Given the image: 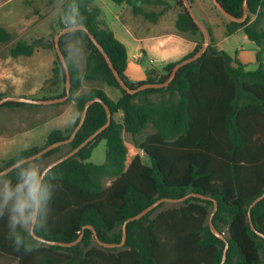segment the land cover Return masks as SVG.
<instances>
[{
	"label": "trees",
	"instance_id": "1",
	"mask_svg": "<svg viewBox=\"0 0 264 264\" xmlns=\"http://www.w3.org/2000/svg\"><path fill=\"white\" fill-rule=\"evenodd\" d=\"M111 1L127 2L132 13L148 21H156L161 14V11H146L138 0ZM172 1L174 5L182 4V0ZM91 2L65 0L52 30L70 26V18L79 21L82 16L84 26L129 87L166 80L167 75L162 71H170L179 60L167 63L160 70H151L139 82L126 76V47L102 22V10ZM218 2L230 14L242 15L243 0ZM141 3L163 6L162 11L173 7L168 0H141ZM247 4L245 22H224L228 34L242 28L246 37L255 43V69H246L245 64L226 51L218 50L211 28L206 26L210 43L201 57L180 67L168 86L147 88L134 94L120 87L104 56L85 31H70L60 37L59 44L70 73L68 100H74L77 110L73 126L53 129L42 145L22 148L13 156L0 159V170L48 144L68 138L85 102L100 97L111 112L109 125L74 155L56 164L43 180L53 196L48 226L41 237L61 242H72L80 234L82 237L75 245L60 246L23 236L19 251H15V236L7 227L9 212L5 208L0 216V254L15 264H219L225 242L213 234L208 225L215 199L217 209L212 222L228 242L224 264H264V238L251 229L248 216L249 205L264 192V0H247ZM174 24L178 31L196 37L193 50L182 59L192 56L201 45L197 25L187 11L177 13ZM50 36L48 40L44 37L17 40L8 48V53L29 56L37 47L53 50L51 33ZM10 37V33L0 27V42ZM69 37L80 39L87 49L82 77L118 88L121 95L117 100H112L100 88L79 92L81 75L64 49ZM62 77L64 69L55 57L52 74L44 85H60ZM63 94L64 91L55 96ZM152 94L159 95L158 102L149 97ZM5 95L0 93V98ZM23 105L25 103L6 101L0 107ZM118 112L121 118L115 120L113 116ZM105 122L104 106L100 102L92 103L83 124L67 143L69 149L56 158L77 147ZM149 125L152 131L136 142L149 163L135 154L126 165L123 132L135 137ZM102 139L106 145L105 161L102 164L89 162L92 149ZM62 146L31 162L35 164L59 153ZM17 171L7 177L0 176V189L7 179L13 182L18 179ZM106 177L111 178V182L104 186ZM189 193L203 194L210 199L189 196L163 209L160 208L164 203H160L141 218L126 224L125 242L121 247L99 245L92 230L85 227L91 225L104 242L119 243L126 218L138 214L159 198H180ZM250 218L256 231L264 234V198L250 209Z\"/></svg>",
	"mask_w": 264,
	"mask_h": 264
},
{
	"label": "crops",
	"instance_id": "2",
	"mask_svg": "<svg viewBox=\"0 0 264 264\" xmlns=\"http://www.w3.org/2000/svg\"><path fill=\"white\" fill-rule=\"evenodd\" d=\"M11 1L12 0H0V27L4 28L11 35L8 41L0 42V93L16 96H36L40 93L55 94L60 90L61 83L60 85H44V81L52 74L53 61L55 59L52 50L37 47L29 56H10L8 52L5 53L10 47H5L6 44H14L17 40L30 41L33 38H47L50 36V33L52 34V18L49 17L53 12V10L50 11L51 2L50 0H40V5H38V7H42L43 11H40L39 14H32L34 9L32 6L33 1H28L27 4L29 8L18 14L19 11L15 10L13 5V7L5 8L9 3H12ZM64 1L65 0H62L56 9H59ZM168 1L171 6L174 7V2H172V0ZM16 3L17 2H15V4ZM137 3L142 4L146 11H161V14L156 21H148L141 15L132 13L130 5L124 1L120 3L123 4V9L119 13L114 14L115 20L118 21L124 31L115 26L111 27V23H108L103 18L101 19L102 22L112 30L116 38L125 45L127 53L125 74L133 82L144 80L151 70H160L169 62L181 60L186 54L193 50L196 44V39L192 34L180 32L175 28L174 23L177 13H175L173 9H168L170 10L168 12L173 15L172 19L171 15L167 16L166 10L162 11L163 6L147 5L141 3V0H138ZM60 16L61 13H59L57 20ZM208 21L209 23H205V25L212 30L216 48L226 51L231 57L237 60L239 59L238 61L242 60L243 62L241 63L245 64L247 68V63L245 62H251V57L247 60L243 58L245 57L243 46L237 45V47H234L230 40L233 39L237 33H244L243 29L237 28L232 33L228 34L226 32V21L222 17L220 22L211 15L208 17ZM171 22L172 25L165 26L166 23L171 24ZM243 35L246 37L245 33ZM246 39L248 38L246 37ZM76 45H78V39L69 37L65 41L64 49L77 64L78 71L81 75L79 92L83 93L91 88L102 89L101 87L106 85L105 83L97 80H86L82 77L85 69V55L87 52L83 53L81 50V56L84 61L79 64L76 60V55L70 52ZM230 49L234 51V56L230 54ZM252 50L255 56L256 46ZM252 60H255V57H253ZM27 80L30 82L28 85ZM44 87L46 90H42ZM103 91L105 92V90ZM40 105L42 106L41 108L36 107L31 109H25L29 104L18 107L0 108V153L4 152L8 146L14 142L10 140L16 138L19 134L31 136L35 131L37 132L39 128L45 127L46 132L42 135V140L44 141L51 130L70 128L71 124L73 125L77 114L74 115L71 110L73 105H75L73 99L59 103ZM7 111L18 112V115H15L18 118L5 120L4 115ZM8 141H10V143ZM33 145L39 144H31L30 146ZM15 153L7 157L0 155V159L9 158ZM0 255L4 256L2 254Z\"/></svg>",
	"mask_w": 264,
	"mask_h": 264
},
{
	"label": "water",
	"instance_id": "3",
	"mask_svg": "<svg viewBox=\"0 0 264 264\" xmlns=\"http://www.w3.org/2000/svg\"><path fill=\"white\" fill-rule=\"evenodd\" d=\"M212 7L215 8V10L217 11V13L226 21V22H238V23H243L246 21L247 17H248V4H247V0H243V7H242V15L241 16H234L232 14H230L228 11H226L224 9V7L218 2V0H207ZM173 11L175 13H180V12H185L187 11L189 13V15L192 17L193 21L195 22V24L197 25V35L201 38V45L199 47V49L192 55L189 56L187 58L181 59L178 62H176V64L172 67V69L169 70H163L162 74L167 75L166 80H164L163 82H145L139 85H136L135 87L131 88L129 87L120 77V75L118 74V72L116 71V69L114 68L112 62L110 61L108 55L105 53V51L103 50L102 46L96 41L95 37L88 32V30L86 29V27L84 26V31L88 34V37L90 38V40L93 42V44L99 49V51L102 53V55L105 58V61L107 62L109 68L111 69V72L113 74V76L115 77L116 81L118 82V84L120 85V87L125 90L126 93L128 94H134L136 92L142 91L144 89L147 88H162V87H166L169 85V83L172 81V79L174 78L177 70L182 67L185 64H188L190 62L196 61L199 57H201L204 52L207 50V47L210 43V37L208 35V31H207V27L205 26V24L203 23L202 19L199 17L196 9L193 7V5L189 2V0H182V4H175L173 7ZM70 26H66L63 27L61 29H59L58 31H52V40L54 43V49H53V53H54V57H57L59 59V61L62 64V67L64 69V77H62V82H61V87L60 90L55 93V94H38L36 98H30V97H23V96H13V95H5L2 96L0 98V105L6 101H15V102H22L25 104H52V103H59V102H63L66 101L68 99V97L70 96V87H71V83H70V73H69V68L65 59V56L62 52V49L60 47L59 44V39L62 35L70 32L69 30H67ZM46 40V39H45ZM65 65H66V69H65ZM64 91V94L62 96H55L59 93H62ZM49 97V98H43V97ZM55 96V97H52ZM94 102H100L106 111V122L100 126L98 129H96L92 134H90L82 143H80L77 147H75L74 149L70 150L69 152L65 153L64 155L52 160L50 163H55L58 164L61 161L65 160L66 158L74 155L78 150H80L82 147H84L89 141H91L95 136H97L102 130H104L109 123L111 122L112 116H111V112L109 110L108 105L100 98V97H94L92 99H89L85 102L83 110L79 116V120L77 122V124L74 126L72 132L70 133L69 137L61 140V141H57V142H53L51 144H48L46 146H44L40 151H38L35 154H32L30 156H27L25 158H33L35 157L36 159L40 158L43 154L47 153L48 151L57 148L59 146H62L64 144H67L69 142H71L74 138V136L76 135L77 131L79 130V128L81 127V125L84 122V119L86 117V113H87V109L88 107L94 103ZM22 158V159H25ZM35 159V160H36ZM14 164V163H13ZM12 164V165H13ZM47 164V165H48ZM12 165L4 168V169H10L12 167ZM45 167V166H44ZM4 169L0 170L3 171ZM189 196H196V197H200L203 199H210L209 196L203 195V194H199V193H189L186 194L185 196H182L180 198H167V197H162L157 199L156 201H154L152 204H150L149 206H147L146 208H144L143 210H141L138 214L128 217L124 220L123 224H122V230H123V236L122 239L119 243H109V242H104L102 240H100L97 236V233L95 231V229L91 226V225H86L85 227H88L92 230L93 236L95 238V241L106 248H112V247H121L123 246L124 242H125V226L128 222L136 220L141 218L142 216H144L145 214H147L149 211H151L152 209H154L156 206H158L160 203H164V202H169V203H180L183 202L185 199H187ZM264 198V192H262L259 196H257L249 205L248 208V216H249V223H250V227L253 231H255L260 237L264 238V234L260 233L258 231H256L251 218H250V209L261 199ZM214 205L212 208V211L209 215V219H208V225L209 228L211 230V232L213 234H215L218 238L224 240L225 242V246L223 249V253H222V258L221 261L219 262V264H224L225 259H226V252H227V248H228V242L226 241V237L224 236V234L222 232H220L214 225L212 222V218L213 215L217 209V201L214 199ZM82 234H80V236L72 241V242H61V241H54V240H48L45 239L43 237H40L39 239H37L40 242L49 244V245H60V246H72L78 243V241L81 239Z\"/></svg>",
	"mask_w": 264,
	"mask_h": 264
},
{
	"label": "rangeland",
	"instance_id": "4",
	"mask_svg": "<svg viewBox=\"0 0 264 264\" xmlns=\"http://www.w3.org/2000/svg\"><path fill=\"white\" fill-rule=\"evenodd\" d=\"M28 1H30V2L33 1V5L32 6L34 7V9H33L32 14H36V13L39 14L40 11H43L42 7H38V5H40V0H12L11 1L12 3H9L5 8L7 9L9 7H13L14 6L15 7L14 9L19 11L18 12V14H19L20 12L24 11L25 9L27 10L29 8V6L27 4ZM61 1L62 0H50V2H51L50 11L53 10V12L51 13V15L49 17L52 18V26L56 25L58 15L62 11V6H60L59 9L58 8L56 9V7H58V5L60 4ZM193 1L194 2L192 3V5L196 9L199 17L202 19L204 24L205 23L206 24L209 23L208 17H210L211 15H213L214 18H217V20H219L221 22V16L217 13L215 8L212 7L211 4L207 0H193ZM15 2H17V3L15 4ZM91 4L93 6L97 5L98 7L101 8V10H102L101 19L103 18L108 23H111V27L115 26L116 28H119V29L123 30V28H121V26L118 23V21L115 20L114 14L115 13H119L123 9V4L124 3L123 4H117V3H114L111 0H92ZM168 9H173V8H168ZM168 9H166L167 16L172 14V13L168 12V11H170ZM124 14H125V12H124ZM42 16H44V15H42ZM171 18L173 19V15H171ZM168 25H172V22H171V24H167V23L165 24V26H168ZM57 29L58 28H55L54 31H56ZM243 34L244 33L239 32V33H237V35L234 36L233 39H230V40H231V43H232V45L234 47H237V45H242L243 46V50H245V52H244L245 57H243V58H245L247 60V59H249V57H251V62H245V63H247V68L246 69L253 70V69L256 68L255 60H252L253 57H255L253 55L254 52L252 50L253 48H255V45H254L253 42H251L248 39H246V37H244ZM194 38H196V37H194ZM197 38H200V37L197 36ZM45 39L46 40L51 39V36H48ZM12 44H9V45L6 44L5 47H9ZM83 44L84 43H82V41L80 39H78V45L74 46L72 48V50L70 51L71 53L76 55V60L79 62V64H81L84 61L82 59V56H81V50L83 51V53L87 52V49H86V47ZM229 51H231L230 54L232 56H234V51L231 50V49ZM7 52H8V50L5 51V53H7ZM240 62H243V61L240 60ZM29 83H30L29 80H27V85ZM101 88L103 90H105L107 95L109 97H111L112 99H114V100H116L121 95V91L118 88L108 87L106 85H103V87H101ZM13 96H16V95H13ZM23 97L36 98L37 95L36 96L26 95V96H23ZM149 97L153 101H156V102L159 101V99H158L159 95L158 94H152ZM74 106L75 105H73L71 110H72V113L75 115L77 113V110H76V108ZM36 107H40L41 108L42 106L40 104H37V105L36 104H29V106L25 107V109H31V108H36ZM15 113H17V114H15ZM15 115H18V112L7 111V113L4 115V119L5 120H12L13 118H18ZM113 117H114L115 120H119L120 117H121V114L120 113H116ZM72 126L73 125L71 124V127ZM38 127H40V126H38ZM45 129H46L45 127L39 128L37 130V132L35 131V133H33L31 136H24L22 134H19V136H21V137L17 136L18 138L16 137V138H13L12 140H10L11 142L12 141H14V142L11 145H9L8 148L4 152H1L0 155H4L5 157H7V156H10L13 153H15L17 150L22 149V148L27 147V146H30L31 144L42 145L43 142H44L42 140L43 139L42 135H43V133L46 132ZM150 131H152L151 125H149L142 133L136 135L135 137H132L129 133L123 132L122 137H123L124 144H125V146L127 148L126 165L129 163V161L131 160V158L135 154H139L141 156L143 162H145L147 164L149 163L147 158H146V156L142 152V150H140L138 148L136 142L141 141L143 139V137L145 136V134L149 133ZM10 141H8V142L10 143ZM68 149H69V146L67 144H64L62 146L61 151L59 153L54 154V155H52L50 157H46V158L40 159L35 164L39 165L41 168H44V166H46L54 158H56L61 153L67 151ZM105 154H106V145H105V140L102 139L92 149V152H91L90 157L88 158V161L92 162V163H95V164H102L105 161ZM110 182H111V178H107L106 177V178L103 179V185L104 186H107ZM0 184H2V181H0ZM173 204H175V203L164 202L163 206L160 209L170 207ZM0 264H15V263L10 258L0 255Z\"/></svg>",
	"mask_w": 264,
	"mask_h": 264
},
{
	"label": "clouds",
	"instance_id": "5",
	"mask_svg": "<svg viewBox=\"0 0 264 264\" xmlns=\"http://www.w3.org/2000/svg\"><path fill=\"white\" fill-rule=\"evenodd\" d=\"M69 24V31L85 30L82 16L79 21L75 17L70 18ZM35 159H20L10 169L0 171V176L7 177L10 172L18 170V179L15 182L7 179L0 189V216H3L4 209L8 208L7 227L15 236V251H19L23 236L39 239L48 226L53 192L43 180L56 165L50 163L41 168L31 162Z\"/></svg>",
	"mask_w": 264,
	"mask_h": 264
}]
</instances>
